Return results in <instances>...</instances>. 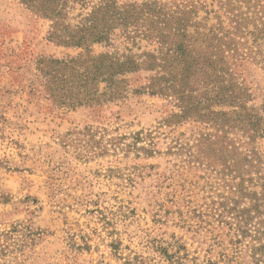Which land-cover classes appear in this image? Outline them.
I'll list each match as a JSON object with an SVG mask.
<instances>
[{
    "label": "rangeland",
    "instance_id": "1",
    "mask_svg": "<svg viewBox=\"0 0 264 264\" xmlns=\"http://www.w3.org/2000/svg\"><path fill=\"white\" fill-rule=\"evenodd\" d=\"M84 1L72 18L103 0ZM146 1L153 0H118ZM50 28L19 0H0V234L18 230L17 247L1 264H253L246 249L231 255L227 229L195 230L209 194L217 203L226 192L201 165L212 162L201 137L214 130L192 121L168 127L177 102L146 90L153 73L144 70L125 77L123 99L57 106L37 63L84 50L50 42ZM156 50L119 31L110 44L91 48L118 56ZM240 72L251 104L261 108L264 70L245 62ZM258 148L264 156V140ZM0 247L8 248L7 238Z\"/></svg>",
    "mask_w": 264,
    "mask_h": 264
},
{
    "label": "trees",
    "instance_id": "2",
    "mask_svg": "<svg viewBox=\"0 0 264 264\" xmlns=\"http://www.w3.org/2000/svg\"><path fill=\"white\" fill-rule=\"evenodd\" d=\"M19 2L51 22L50 42L84 50L76 58L42 57L37 63L44 92L57 106L77 109L123 99L125 77L144 70L153 73L146 90L177 102L178 112L165 121L168 127L192 121L214 130L201 137L210 147L204 157L212 161L201 165L226 192L217 203L209 194L195 214L200 219L195 230L217 224L228 230L232 256L246 249L253 264H264V156L258 148L264 140V105L251 104L240 72L245 62L264 70V1L103 0L74 18L70 11L85 6L84 0ZM117 31L127 40L153 42L157 50L141 56L92 54V46L110 44ZM187 159L191 164L193 155ZM17 231L0 234V245L8 240L0 259L15 251Z\"/></svg>",
    "mask_w": 264,
    "mask_h": 264
}]
</instances>
